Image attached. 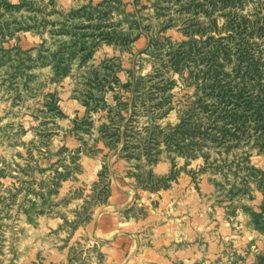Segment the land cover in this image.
<instances>
[{"label": "rangeland", "instance_id": "rangeland-1", "mask_svg": "<svg viewBox=\"0 0 264 264\" xmlns=\"http://www.w3.org/2000/svg\"><path fill=\"white\" fill-rule=\"evenodd\" d=\"M123 201L264 210V0H0V264H114Z\"/></svg>", "mask_w": 264, "mask_h": 264}, {"label": "crops", "instance_id": "crops-1", "mask_svg": "<svg viewBox=\"0 0 264 264\" xmlns=\"http://www.w3.org/2000/svg\"><path fill=\"white\" fill-rule=\"evenodd\" d=\"M123 202L121 211L98 220L101 252L114 264H264V210L206 223L201 210L194 215L146 207L138 216Z\"/></svg>", "mask_w": 264, "mask_h": 264}, {"label": "built area", "instance_id": "built-area-1", "mask_svg": "<svg viewBox=\"0 0 264 264\" xmlns=\"http://www.w3.org/2000/svg\"><path fill=\"white\" fill-rule=\"evenodd\" d=\"M231 264H242L241 261L233 260Z\"/></svg>", "mask_w": 264, "mask_h": 264}]
</instances>
